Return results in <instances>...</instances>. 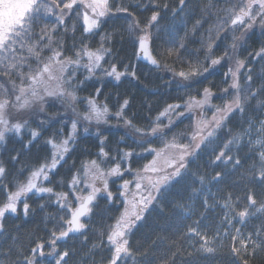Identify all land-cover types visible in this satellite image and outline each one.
I'll return each instance as SVG.
<instances>
[{"label":"snow or ice","instance_id":"6c2138e0","mask_svg":"<svg viewBox=\"0 0 264 264\" xmlns=\"http://www.w3.org/2000/svg\"><path fill=\"white\" fill-rule=\"evenodd\" d=\"M149 2L161 7L156 0ZM226 3L230 6L203 5L200 19L191 29L185 28L182 42L175 39L167 42L170 46L163 53L165 62L162 63L161 53L155 52L154 45L163 29L158 28L155 36L152 32L159 24L160 11H153L141 27L136 12L130 10L146 9L145 4L114 5L113 0H0V145L6 146L13 140L21 145L19 151L12 149L16 154L9 155L7 161L0 159V237L6 231L7 214L28 217L37 210L56 208L54 214L45 216V227L52 224L47 240L35 242L25 251L18 245V237H10L13 243L9 253L14 249L21 257L15 264H41L44 259H49L50 264H68L73 252L59 250L58 242H66L70 234H79L86 242L85 233L91 227L92 217L98 214L95 209L99 207V200L113 203L117 196L121 198L123 210L111 224L97 231L99 242L92 245L94 249H107V264H129V261L137 264L148 255L147 251L134 250L129 236L146 213L165 199H170L183 219H191L195 214L197 201L204 210L200 218L193 221L195 226L187 227L186 235L198 238V246L193 247L189 256L214 255L216 242L222 237L231 240L230 251L242 258V264H249L248 256L264 251V222L246 235L235 226L264 217V199H258L259 194L248 188L249 184L264 187V113L260 112L264 108V99H261L264 74H261L260 86L253 87L251 63L239 58L240 49L257 25L264 36V0H226ZM187 6L188 0H178L177 7L172 9L174 17L183 14ZM162 7L168 9L169 5L165 2ZM73 13L77 21L82 19L79 40L75 36V25L69 28L67 24ZM118 13L126 14V31L133 55L147 61L154 69L163 68L170 73V79L163 82L165 89L174 86L177 92L183 90L179 97L181 102L166 103L154 117H143L147 120L144 126L134 123L135 116L126 117L132 103L130 98L118 95L117 104L112 106L107 99L99 100L109 80L139 81L136 66L124 64L123 58L114 51V36L118 33L100 34L102 25ZM53 17L55 24L51 27L42 23ZM211 17L215 18L214 23L198 37L200 47L188 53L189 59L183 58L181 51L187 48V41L197 39L196 33ZM60 31L65 37L71 31V43L54 38ZM229 34L231 42L217 54L219 42L229 38ZM97 35L99 41L93 46L88 37ZM249 57L252 61H264V39ZM167 60H172L173 64L169 65ZM225 62L228 68L223 73V82L227 87L219 93L208 86L197 88L194 95L189 91ZM89 82L100 87H95L91 95L80 97L78 92L84 91ZM230 95L231 99L221 105L213 103L214 99L224 101ZM78 104L84 106L83 112L77 109ZM49 107L64 111L49 114L46 111ZM184 117L190 122L188 128L173 132ZM113 119L121 123L111 125ZM107 127L123 132L117 144L127 145L126 150L120 147L106 150L107 138H101V130ZM93 128L99 141L95 157L99 159L81 160L79 166L73 160L68 169L70 178L57 181L55 177L76 152L80 139ZM46 134L43 153L37 155L36 164H25L13 172L8 165L20 164L25 152L31 151ZM157 142L160 147L154 146ZM241 152L253 161L247 172L241 173L246 196L234 198L229 192L216 200L210 185L225 184L243 167ZM148 156L151 159L142 167L132 168L136 158L143 160ZM201 157H207L208 166L221 170L207 180L205 175L193 172L190 166ZM128 173L132 174L131 180L124 179ZM113 178L122 181L116 193L110 189ZM236 183L238 181L233 182ZM177 186V193L172 195ZM57 187L67 190L57 191ZM33 197L36 207L29 203ZM217 209L222 214L218 221L213 218L216 229L210 238L200 231L199 225L208 213ZM46 247L49 251H45ZM178 254L179 250L173 252L170 260L163 264H172Z\"/></svg>","mask_w":264,"mask_h":264},{"label":"trees","instance_id":"16d2710c","mask_svg":"<svg viewBox=\"0 0 264 264\" xmlns=\"http://www.w3.org/2000/svg\"><path fill=\"white\" fill-rule=\"evenodd\" d=\"M142 3L147 5V8H141L139 10L135 8H130L131 11L136 12V16L140 20L141 27L147 23L148 18L150 17L153 11H160L161 18L159 24L152 29L153 35L157 33V29H163L159 32V39H156L154 50L155 52L161 53V62L164 63L163 53L166 48L170 45L168 41L175 39L178 43L182 42L181 38L185 35V28L191 29L196 20L200 19V8L203 5L209 3L217 4V7H229L230 5L226 3V0H188V6L185 9V12L179 16L173 15L172 9L176 8L178 5V0H156V3L160 4L161 7L157 8L154 4L150 3L149 0H113L114 5L123 4L124 6H129L135 3ZM167 2L169 7L168 9H163V3ZM77 11L81 9L77 8ZM215 11V9H213ZM223 15V13H220ZM126 14L118 13L116 16L107 20L105 24L102 25L100 29V34L107 33H118L114 36V51L119 53V56L123 58L124 64H133L136 66L137 76L139 81L132 80L130 78L124 79L123 82H116L114 80H109L102 89V95H100L99 100L101 102L107 99V102L110 106L117 104V96L119 95L122 98H130L132 103L131 106L126 111V117L131 119L133 116L136 117L134 123L138 126H144L147 124V120L143 117L145 116H155L157 112L164 107L166 103L181 102L179 97L183 95V90L177 92L173 86L172 89H165L163 87V82L170 79V73H167L163 68L157 70L149 65L140 63L136 60V57L133 55V47L131 45L129 34L126 31L128 21L125 19ZM214 17L209 18L207 22L203 24L197 33V39H192L187 41V48L181 51V56L185 59H189L188 53L200 47L198 42V37L201 34H204V30L209 27L211 23H214ZM42 23L48 24L50 27L55 24V17L50 20L42 21ZM67 24L69 28L72 25H75L76 32L75 36L77 40L82 35V29L80 25L82 24V19L77 21L75 14H71V18L67 19ZM235 35H240V32L237 31ZM230 36L225 40L219 42L217 54L219 51L223 50L225 44L230 43ZM123 37V39H121ZM55 39H64L68 43L72 41L71 31L67 37L64 36L63 31H60L55 37ZM92 41L93 46L96 42L99 41V35L93 37H88ZM264 39V36L261 35V28L259 25L256 26L255 30L252 31L242 49L239 52V58L248 59L251 63L253 69L252 75L254 77L253 87H259L261 84V74H264V61H252L249 57V53H253L254 50H258L261 46V40ZM113 47V45H107ZM26 54V53H25ZM45 53L44 55H48ZM70 54V53H67ZM201 58L203 53L200 54ZM169 65L173 64L172 60L166 61ZM107 67V65H105ZM179 68V65H177ZM228 64L227 62L222 63L215 71L207 74L204 79L199 81L197 84L192 86V89L189 91L194 95L197 88H202L208 86L213 88L214 91L219 93V90L227 87L225 84L223 73L227 71ZM243 82V81H241ZM95 87H100L99 84L93 85L89 82L87 88L84 91L78 92L80 97H87L94 93ZM231 95L224 98V101L220 99H214L213 103L216 105H221L223 102L230 100ZM261 99H264V95L261 96ZM255 103V101L253 102ZM149 106H151V112H149ZM77 109L81 112L85 110L84 106L81 104L77 105ZM63 112L64 110L57 109L54 107H49L46 111L49 114H55L57 111ZM115 111V108H113ZM261 113H264V108L260 109ZM208 114H211L208 112ZM44 117H38V119H43ZM67 116L65 121H67ZM117 120L113 119L110 121L111 125H117ZM189 120L187 117L181 119L177 127L173 129V132H182L188 128ZM59 126V125H57ZM35 127V125H33ZM190 132L191 129H188ZM101 138H107L106 150L108 148L115 149L120 147L121 149H127L125 144H117V141L123 136V132L117 130L114 127H107L101 130ZM96 129L93 128L91 133L85 138L80 139L77 146V150L72 156L68 159L67 164H65L61 169L58 176L55 177L57 181L63 180L65 178H70L71 173L69 172V165L72 164L75 160L77 166H79L81 160H87L95 157V154L98 152L99 141L96 139ZM171 135V133L169 134ZM47 138V134L44 138H41L39 144L34 146L31 151H26L23 156L20 164H9L8 167L15 172L20 167L25 164L35 165L37 160V155L43 153V140ZM25 142H27V137H25ZM154 146L159 147V143ZM16 149L17 151L21 150V145L16 143L14 140L5 145H0V159L5 161L8 160L9 155H15L16 153L12 151ZM136 151H141V149L136 148ZM83 153V155H81ZM91 154V155H90ZM114 154V153H113ZM242 157L243 167L239 169L236 173L232 174L228 181L223 185H210L211 192L215 194L216 200H221V198L226 193H232L233 197H243L246 196L247 192L244 187V181L241 178V173H246L249 166L252 164V160L245 156L244 152L240 153ZM146 159L136 158V162L132 164L133 169H139L143 164L147 163ZM199 165V169L197 168ZM231 165H229V168ZM193 172H197L198 175H205L206 180L215 175L217 171H220V168H214L207 165V157H201L197 160L195 164L190 166ZM75 171V169H73ZM131 173L125 175L124 179H130L132 176ZM128 176V177H126ZM116 181H119L118 183ZM234 181L238 183L233 184ZM122 181L115 179L110 180V189L113 193L117 192L118 186ZM197 187L199 184L197 183ZM179 186L174 187L172 190V195L177 193ZM248 188L253 189L257 192L258 199H264V187L254 184H249ZM57 191L67 190L56 188ZM54 199V198H53ZM121 198L116 197V202L109 203L104 199H100L98 204L99 207L95 209L98 213L94 215L91 219V227L88 232L85 233L87 236V241L85 237L80 236L79 234L70 235L71 238L67 241L58 242L59 250L63 251L65 249L73 252L68 258V264H107V259L109 257V252L106 248H93V243H98L97 231L108 224L113 222V218L119 216L120 212L123 210V205L119 201ZM43 202V201H39ZM185 202H187L185 200ZM36 207V199L33 197L29 201ZM246 204V201L244 202ZM56 212L55 207H49L41 212L37 210L35 214H31L28 217H24L22 214L19 216H14L12 214H7L4 225H5V234L0 237V261L3 264H15L18 262L21 257H19L15 250L9 253V247L12 245L13 241L10 237H18V245L22 247L25 251L34 246L35 242H41L48 239L49 229L52 228V224L48 223L45 227V216L47 213L54 214ZM195 214L191 219H183L178 210H176L170 199H165L161 204L154 206L151 211L146 213L145 219L142 222H139L138 226L133 230L129 236L130 245L134 250L139 252L147 251L148 255L143 259L137 262V264H163L164 261H169L171 254L179 250L180 254L176 255L172 264H242V258L234 255L230 251L231 240L229 238H221L216 242L217 251L212 256H203L193 254L191 256L188 253L193 252V247L198 246L196 244L197 237L186 235L188 226L193 225V221L200 218V214L204 212L203 208L199 206V202H196L194 208ZM222 213L220 209H217L215 212H210L207 214V218L203 219L199 225L200 231L202 233H207L211 238L215 235L216 224L213 223V218L215 217L218 221L219 215ZM88 222V221H86ZM264 222V217L261 219H251L246 225H241L237 223L235 226L241 228V231L246 235L248 232L252 231L254 227L259 226L260 223ZM45 251H49L46 247ZM249 264H264V251H258L255 255L247 257ZM50 264V263H44ZM129 264H132V261H129Z\"/></svg>","mask_w":264,"mask_h":264},{"label":"rangeland","instance_id":"374dc122","mask_svg":"<svg viewBox=\"0 0 264 264\" xmlns=\"http://www.w3.org/2000/svg\"><path fill=\"white\" fill-rule=\"evenodd\" d=\"M208 115L210 116L211 114H208ZM150 159H151V157L149 156L148 160H150ZM148 160H147V162H148ZM128 176H132V175L129 174ZM128 176H126V177H128ZM132 178H130L129 180H131ZM113 180H114V178H113ZM116 182L118 183L119 181H116ZM128 198L131 199V196H129ZM44 263H50L49 259H44V260L41 261V264H44Z\"/></svg>","mask_w":264,"mask_h":264},{"label":"water","instance_id":"95a60500","mask_svg":"<svg viewBox=\"0 0 264 264\" xmlns=\"http://www.w3.org/2000/svg\"><path fill=\"white\" fill-rule=\"evenodd\" d=\"M137 60L141 63L148 64L147 61L143 60L142 58H137ZM149 65V64H148ZM152 67V66H151Z\"/></svg>","mask_w":264,"mask_h":264}]
</instances>
